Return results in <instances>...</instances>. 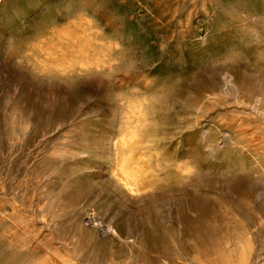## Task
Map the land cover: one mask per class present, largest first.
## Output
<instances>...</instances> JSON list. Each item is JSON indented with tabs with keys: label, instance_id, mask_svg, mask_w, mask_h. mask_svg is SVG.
I'll list each match as a JSON object with an SVG mask.
<instances>
[{
	"label": "rangeland",
	"instance_id": "374dc122",
	"mask_svg": "<svg viewBox=\"0 0 264 264\" xmlns=\"http://www.w3.org/2000/svg\"><path fill=\"white\" fill-rule=\"evenodd\" d=\"M252 120L264 0H0V264H264Z\"/></svg>",
	"mask_w": 264,
	"mask_h": 264
},
{
	"label": "bare ground",
	"instance_id": "6f19581e",
	"mask_svg": "<svg viewBox=\"0 0 264 264\" xmlns=\"http://www.w3.org/2000/svg\"><path fill=\"white\" fill-rule=\"evenodd\" d=\"M251 122V124H253L254 126H255V132L253 133V135H258V138L259 139H261V141H263V143H264V127L262 126V125H260L259 123H257L255 120H252V121H250ZM252 135V136H253ZM242 139H244L245 138V136H243V137H241ZM240 138V139H241ZM251 138H245V140H247V141H251L250 140Z\"/></svg>",
	"mask_w": 264,
	"mask_h": 264
}]
</instances>
